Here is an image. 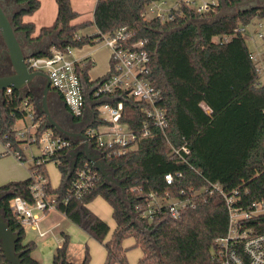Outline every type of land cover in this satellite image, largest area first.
Instances as JSON below:
<instances>
[{
	"label": "trees",
	"instance_id": "16d2710c",
	"mask_svg": "<svg viewBox=\"0 0 264 264\" xmlns=\"http://www.w3.org/2000/svg\"><path fill=\"white\" fill-rule=\"evenodd\" d=\"M16 1L22 5L11 18L17 30L26 32L30 40L54 34L59 42L52 47L65 51L94 44L97 38L114 34L122 27H126L131 41L145 40L151 57L145 77L161 91L159 105L166 111L170 127L175 130V135L168 140L147 116V103L123 95L120 120L136 139L124 154L115 152L118 145L100 147V150L121 180L128 201L122 198L118 189L104 183L101 172L91 189L81 197L76 196L72 188L77 170L86 164L92 166V163L80 154L76 168L69 176L68 151L62 149L41 163L36 161L41 156L35 157L31 167L32 172L47 180L45 189L55 199L57 209L104 244V264H130L124 245L129 237H134L135 245L142 250L138 264H218L217 239L229 228L224 194H236L235 204L241 208L264 199V83L260 81L258 71L260 62L250 56L249 36L237 31L256 18L264 19V9L222 15L219 19L216 15L225 5L232 6L240 0H219L218 5L205 12L183 3L175 11L174 20H163L158 16L147 17L149 6L161 0H97L94 21L75 23L73 21L80 13L71 0H57L55 21L42 26L33 37L36 24L25 21L24 16L35 12L40 7V0ZM198 22H201L200 28ZM186 23L189 24L184 26ZM90 24H95L97 30L92 34L82 33ZM223 35H230V40H219ZM50 52L51 49L46 53ZM92 65L89 62L78 67L90 84L94 82L89 78ZM23 102L24 98L21 99L14 88L12 93L3 95L0 140L7 149L0 156L12 151L25 158V141L18 137L16 127L17 121L26 116ZM36 118L39 120L42 116L37 114ZM109 123L98 118L93 125L98 128ZM37 129L58 133L54 128L46 127L44 117ZM184 145L190 149L189 153L181 155L174 150L182 149ZM49 161H55L61 172L57 187L49 180L46 167ZM166 173L174 175L172 183L165 180ZM34 182L30 176L0 185V192L4 193L0 211L10 227L20 234L16 249L21 252L23 264L42 263L32 255L37 243L24 241L26 226L11 210V202L14 197L21 196L32 203ZM216 185L221 188L217 189ZM98 196L110 203L116 222L108 239L111 226L89 206ZM173 200L188 203L178 218L170 214ZM128 207H131L130 211ZM144 213L147 214L143 216ZM245 223L256 232L264 231V214ZM62 237L52 264H92L88 249L81 262L70 260L69 234L62 232ZM6 263L0 243V264Z\"/></svg>",
	"mask_w": 264,
	"mask_h": 264
},
{
	"label": "built area",
	"instance_id": "2783aa9c",
	"mask_svg": "<svg viewBox=\"0 0 264 264\" xmlns=\"http://www.w3.org/2000/svg\"><path fill=\"white\" fill-rule=\"evenodd\" d=\"M165 3L167 0L155 1L149 6V9L155 16L163 20H174L175 11L179 9L181 4L186 3L194 6L195 0H176L167 9L163 7ZM219 3V0H202L199 5L194 7L199 12H205ZM255 23L263 29H256V32L255 30L253 32L248 30V27ZM250 25L241 26L237 31L247 34L251 39H254L255 34L264 41V19H256ZM230 38V35H223L222 38L218 39L227 42ZM101 41L111 50L110 73L92 84H88V86H85L84 75L78 67L94 62L89 57L74 58L76 48L71 47L65 51L53 46L50 53L27 55L25 61L30 69L48 73L51 85L62 95L72 114L79 119L88 120L89 125L83 132L93 147L100 150V147L112 148L118 145L119 149L115 152L124 154L128 145L135 141L136 135L120 120L124 107V102L120 98L125 94L147 103L145 107L147 116L170 140V137L175 135V130L170 127L166 111L159 105L162 97L161 91L151 85L145 77L151 58L146 47V41L143 39L131 41L126 27L119 28L114 34L102 35L97 38V42ZM263 54L264 49L262 52L252 51L250 56L253 60L261 62ZM258 71L260 74L264 72V67L261 64L258 65ZM12 91L13 88L8 87L5 94H10ZM88 96L93 102L106 100L95 106V120L90 113L88 114ZM23 109L26 111V115L31 118L36 130L32 132L31 128L28 127L25 131H18L17 135L27 144L35 142L40 146L42 155L36 159L37 163L51 158L58 150L65 149L69 152L77 145L85 142L84 139H79L74 147L75 141L72 138L55 133L51 129L39 132L37 128L41 118L37 120V113L28 97H24ZM98 118L110 123L100 125L97 128L93 124ZM102 126H105V130H101ZM105 136L109 138L105 139ZM174 150L181 155L190 152L186 145L182 146V149L174 148ZM16 154L22 159L19 152ZM99 172L93 165L86 164L80 167L73 180L72 189L75 195L81 197L91 189L100 178ZM178 175L182 176V173L179 172ZM32 176L35 180L31 187L34 201L31 203L21 196H16L11 202V210L25 226L37 227L40 214L57 209V204L45 189L44 185L47 180L39 173L33 172ZM165 180L167 183H172L174 175L166 173ZM217 187L221 188L216 185ZM224 196L229 210V228L225 235L217 239L220 248L218 264H264V231L256 232L247 227L245 223L254 216L264 214V199L254 202L247 208H241L235 204L236 194H224ZM187 204L185 201H171L170 214L172 217H180L182 208ZM146 214L144 213L143 216ZM41 234L44 235L45 232H41Z\"/></svg>",
	"mask_w": 264,
	"mask_h": 264
},
{
	"label": "rangeland",
	"instance_id": "374dc122",
	"mask_svg": "<svg viewBox=\"0 0 264 264\" xmlns=\"http://www.w3.org/2000/svg\"><path fill=\"white\" fill-rule=\"evenodd\" d=\"M175 2L176 0H167V3L163 4V7L165 9L170 8ZM201 2L202 0H195L194 6L196 7ZM236 5L237 4L232 6L225 5L219 11L216 17L221 15L236 14L238 12ZM80 15H82V13H80ZM154 16L155 14L149 9L147 17L151 18ZM83 21L92 20L84 19ZM94 28H96V25L90 24L82 32L87 34L90 33ZM256 29L262 30L263 28L259 27L257 23L248 27V30L252 32L253 30L256 32ZM248 45L253 51L262 52L264 49L263 39L259 38L255 34L254 39L248 38ZM80 49L81 52H84L86 49L96 50L99 53V60H96L98 64L99 61L102 62L103 57L108 56L109 59L111 55L110 48L105 45L103 41L95 42L94 44H86ZM260 64L264 67V60H262ZM107 69H109V65L106 67V70ZM106 70H104L103 67H97V73L104 72ZM93 74H96V72H93ZM260 81L264 83V72H261L260 74ZM16 127L18 131H25L28 129V127L31 128L32 132L36 130L31 118L27 115L17 121ZM101 130H105V126H102ZM108 138V136H105V139ZM6 149V145L2 144V150L0 153L6 151ZM24 153L26 154V158L23 160V162L17 157V154L12 151L0 156V184L6 183L12 179H21L32 175L33 172L31 170V166L34 165V156H41L42 150L35 142L30 144L25 143ZM46 167L49 178L52 181L51 183L57 186L61 176V172L57 163L55 161H49ZM90 207L110 224L111 230L107 236V239L110 238L116 226V222L112 214V206L106 199L98 196L90 203ZM40 215L41 217L38 220L37 227L33 225H26L24 241L27 242L29 240H34L37 243L32 255L40 260L42 264H52L54 253L57 247L60 245L61 240H63L62 232L69 234L70 241L68 247V258L70 260L81 262L84 259L86 249H88L91 255L92 264H104L106 258V249L102 242L95 239L76 223L67 218L60 210L55 209L47 214L41 213ZM134 219H136L135 216ZM41 232H45L46 234L41 235ZM135 241L136 240L134 237H129L124 241V245L127 247V257L130 264H138V261L142 256V250L140 246L135 245ZM115 264L121 263L116 262Z\"/></svg>",
	"mask_w": 264,
	"mask_h": 264
},
{
	"label": "water",
	"instance_id": "95a60500",
	"mask_svg": "<svg viewBox=\"0 0 264 264\" xmlns=\"http://www.w3.org/2000/svg\"><path fill=\"white\" fill-rule=\"evenodd\" d=\"M247 10V9H246ZM251 10V9H249ZM245 11V10H244ZM241 10L238 9L237 13H240ZM14 16V13L10 16L2 6L0 2V31L3 35L7 46L9 48V54L11 59V65L9 66V73L0 75V93L5 94V90L8 87H12L17 90L20 94V98L23 99V93L27 88L36 89L43 86L44 93V102L46 105V95L51 88V80L45 71L41 70H32L26 64L25 58L27 55H38L40 53H46L47 51H34L31 53H26L24 50V39L27 38V33L22 31L18 33L16 26L12 23L11 18ZM222 16V15H221ZM221 16L218 18L220 19ZM213 21V20H212ZM215 21V20H214ZM189 23H186L184 26H187ZM198 27L200 28L201 22H198ZM30 44L31 42L28 41ZM56 45V44H55ZM59 95V94H58ZM61 98V95H59ZM89 101L88 109L91 112V115L96 119V109L95 106L104 102L100 100L97 102H92L90 97H87ZM106 101V100H105ZM67 106V105H66ZM47 114V123L46 127L54 128L58 133L64 135L67 138H72L75 143L79 139H84L83 144L77 145L75 148L71 149L68 153V158L70 160V172L69 176L73 173L77 165V158L80 154H84L87 159L92 163V165L98 169L104 176V183L110 185L112 188H116L122 195V198L125 201H128L126 198L125 188L122 186L121 180L115 176V171L111 165L105 160L101 151L94 148L88 141L87 136L83 131L75 132L65 126L59 124L55 119L52 118L51 113L48 109L45 110ZM89 125V124H88ZM86 126V128L88 127ZM4 195L3 192H0V199ZM131 207H128L130 211ZM20 239V234L17 231H14L4 214L0 211V243L3 250V254L7 259L6 264H23L21 259V252L17 251V242Z\"/></svg>",
	"mask_w": 264,
	"mask_h": 264
},
{
	"label": "crops",
	"instance_id": "0c3cea01",
	"mask_svg": "<svg viewBox=\"0 0 264 264\" xmlns=\"http://www.w3.org/2000/svg\"><path fill=\"white\" fill-rule=\"evenodd\" d=\"M71 2H72L73 7L79 13H82V15H79L76 18V20H74L73 22L80 23L84 19H90V20L94 21V10H95L97 0H71ZM57 13H58L57 0H40V7L35 12H33L32 14H28V15L24 16L25 21H32L36 24V32L32 36L33 37L37 36L39 33V30L42 26H47V25L53 24V22L55 21V19L57 17ZM84 17H87V18H84ZM96 30L97 29L94 28L90 33H87V34H92ZM82 33H84V32H82ZM27 38H28V35H27ZM28 41H30L31 43L29 44ZM58 42H59V39L54 34L51 36L44 37L40 40H30L28 38V39H24V41H23L24 50L26 53H31L34 51H43V52L48 51L49 49H52V45H55ZM73 56H74V58H78V59H81L84 57H89L90 59H92V61L94 63L89 70V78H90L91 82L99 79L101 76L106 74L110 69V57H109V59H108V56L103 57L102 62L99 61V64H98L96 62V60L97 61L99 60V53L96 50L86 49L84 52H81L80 48H76L74 50ZM108 65H109V69L106 70V67ZM98 66L103 67V69L106 71L97 73V67ZM93 72H96V74H93ZM84 82H85V86H88V84H90L86 80H84ZM23 94H24L23 96L25 98L28 97L29 99H31V102H32V105L35 109V112L38 115L42 116L41 119H43V117L45 118V125L47 123V114H46L45 110L48 109L51 113L52 118L55 119L59 124L65 126L66 128H68L72 131H75L79 127V124L81 123L82 119L75 117L70 110H69V114H66L62 111V109L60 107V103L63 102L65 104V101H64L62 95L52 85H51L50 91L46 95V105L44 102L43 86L38 87L36 89L27 88V90H25ZM58 94L61 95V99H60V96ZM3 95L4 94L0 93V106H2V103H3ZM2 144L5 145L0 140V151L2 150ZM94 148H96V147H94ZM96 149L99 150L98 148H96ZM99 151H101V150H99ZM23 154H24V157L26 158V154L25 153H23ZM68 155H69V153H68ZM35 157H39V156H34V163H35ZM24 159H20V160L23 162ZM32 175H33V173H32ZM21 179H23V178H21ZM12 180H17V179H12ZM49 180L51 181L50 178H49ZM60 181H61V176H60ZM60 181H59V183H60ZM0 185H2V184H0ZM57 186L54 185V187H57ZM89 206H90V204H89ZM49 212H47V213H49ZM47 213H45V214H47ZM59 242H60V240H59ZM61 242H62V240H61Z\"/></svg>",
	"mask_w": 264,
	"mask_h": 264
},
{
	"label": "flooded vegetation",
	"instance_id": "af4514ba",
	"mask_svg": "<svg viewBox=\"0 0 264 264\" xmlns=\"http://www.w3.org/2000/svg\"><path fill=\"white\" fill-rule=\"evenodd\" d=\"M2 6L4 7L5 11L11 16L15 11L22 7V5L18 4L16 0H0ZM237 8L242 11L244 10H263L264 9V0H240L237 2ZM22 32V31H18ZM11 65V59L9 54V48L7 43L1 34L0 31V75H4L9 73L10 69L9 66ZM61 99V98H60ZM60 107L62 111L66 114H69L68 107L62 102L60 103ZM91 114L90 110L88 109V114ZM87 119H82L79 127L75 130L76 132L84 131L86 126L88 125Z\"/></svg>",
	"mask_w": 264,
	"mask_h": 264
}]
</instances>
